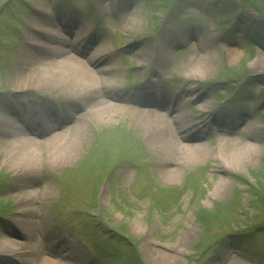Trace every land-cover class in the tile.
I'll list each match as a JSON object with an SVG mask.
<instances>
[{
  "label": "rangeland",
  "instance_id": "rangeland-1",
  "mask_svg": "<svg viewBox=\"0 0 264 264\" xmlns=\"http://www.w3.org/2000/svg\"><path fill=\"white\" fill-rule=\"evenodd\" d=\"M40 7L48 16L37 15ZM39 24L53 32L65 26L59 30L67 43L42 37L33 58L24 42L39 39ZM92 34L97 40L84 60L102 80L90 85L107 94L96 103L119 110L99 117L96 103L72 108L78 87L20 92L51 100L53 120L70 109L66 125L82 130L70 158L46 146L29 157L30 181L14 163L17 148L14 154L8 146L25 135L0 132V232L19 241L6 255L11 264H264V0H0V102H19L11 83L17 60L37 65L50 45L73 53ZM101 48L109 55L97 60ZM190 56L194 63L180 67ZM206 57L213 61L198 62ZM155 92L162 104L142 102ZM137 106L161 107L173 127L202 131L181 142L204 145V156L186 158L185 147L172 163L132 112ZM243 112L231 131L256 130L254 138L234 137L256 148L249 157L224 150L205 126L216 116L229 124Z\"/></svg>",
  "mask_w": 264,
  "mask_h": 264
},
{
  "label": "bare ground",
  "instance_id": "bare-ground-1",
  "mask_svg": "<svg viewBox=\"0 0 264 264\" xmlns=\"http://www.w3.org/2000/svg\"><path fill=\"white\" fill-rule=\"evenodd\" d=\"M36 13L41 18L48 16L47 11L42 7L38 8ZM55 27L56 30L53 32L47 26L41 24L35 26L33 31L36 34L38 33L39 39L37 40L36 38L31 41L28 40L24 42L26 47L28 46V48L33 50V53L30 54V56L35 58V49L43 47L40 42L43 39L42 37L49 38L54 42L62 43L66 41L59 30L61 27L64 29L65 26L59 27V25H55ZM70 28L72 30V26ZM95 40H97V37L93 34L90 35L84 46L73 49V53H70L72 52V49L71 51H67L68 48L66 50L60 45L44 46L46 56L38 59L37 65H30L27 68L24 67L26 62L21 61V58L16 61L17 68L11 83L13 88L19 91V93L15 94L17 97L13 100H18L19 102H17L16 105L8 104L10 106L6 104L7 99H3L0 102V132H12L13 135H25L17 141L11 140L8 142V146H10L12 151H14L12 153L15 154L16 150L14 149L17 148V155L14 156L13 160L15 165H18L19 168L21 167L20 172L23 180L30 181L34 177L31 174L34 171L32 170V167L26 168L24 164V162H27L29 157L30 159H34L39 154H43L44 151L42 147L46 146L58 149L56 151L63 153L64 158H70L76 150L78 142L81 140L82 130L78 125H66L65 118H73V111L70 109L63 108L61 114H59L60 116L55 117V120H53V115H55L56 109L53 107L51 100H47V103L36 102L30 100L28 97L23 98L20 92L25 91V89L29 86L40 90L57 88L59 90L68 89L69 91L78 87L72 92L74 94L73 101L71 100L73 103L72 108L83 105L85 101L90 106L99 101L100 97L105 98L107 94L105 95L103 93L102 95L90 85L91 82H94L95 80H102V76L96 77L91 71L92 67H90V65H88L84 60L91 48V43ZM189 45V43L186 44V46ZM39 53H41V51ZM100 53H106L109 55V52H107L105 48H101L99 51L94 52L97 60L102 56ZM230 58H232L231 62L234 63L238 61L239 55L234 54L231 55ZM194 60L195 59L190 56L181 64L180 67H187L188 65L194 63ZM211 61H213V59L206 57L204 60L200 59L198 62L206 64ZM257 61L258 63L263 62L260 57ZM115 70H117V67H112L111 69L108 68L106 70L104 69L102 71L109 72ZM0 93H4V90H0ZM162 98H164L163 94L160 95L159 92H155L154 97L152 96L151 99L142 97V102H153L157 100V102L162 104V100H164ZM17 106H23L24 108L27 107L26 111L19 112ZM157 108L158 109H149L143 106L132 107L133 113L138 112L141 125L148 132V136L150 138L152 137L157 144L160 143L159 146H156V149H161V151L169 157V160L172 163L178 160L180 153L179 149L182 150L185 147L191 148L185 155L186 158L197 159L204 156V153L206 152L204 150V145L192 146L188 143L181 142V140H190L193 137H201L203 132L194 130L195 127L192 125H188L187 127H173L170 124V119L164 116V114L167 115L168 113L166 111L163 112L160 109L161 107ZM92 109L93 113L99 117H107L113 110H119L118 104L106 103V105H101L99 102L94 104ZM169 109L173 110V107L171 108V105H169ZM25 114L36 117L37 123L25 122V120H23ZM243 115L246 116L247 112L241 113L237 116V118H231L229 124L216 116L212 118L210 122L206 123L205 126H208V130L210 132L215 133L221 146L224 147V150L226 149V151H231L230 153H236L235 151L241 150L244 151L241 155H244L245 153V157L246 155L249 157L253 153H256V148L254 146L240 147L238 140H234V137L245 136L247 138H254L256 136V130L245 128V126L242 125L239 129L231 131V126H238L237 122L243 119ZM171 120L175 123L176 121L181 122L183 120L186 121L187 119L186 115L182 113L176 115V121L173 120V118ZM185 131H193V133L191 135H187L185 134ZM12 134L10 133V135ZM173 150H175V152H173ZM172 177L174 178V173H172ZM18 242L19 241L16 240V238L14 239L10 233L0 232V253L2 254L0 264H11L10 257H7L6 255H9L18 247ZM168 250H170V255L172 256H175L179 252L176 247L168 248Z\"/></svg>",
  "mask_w": 264,
  "mask_h": 264
},
{
  "label": "trees",
  "instance_id": "trees-1",
  "mask_svg": "<svg viewBox=\"0 0 264 264\" xmlns=\"http://www.w3.org/2000/svg\"><path fill=\"white\" fill-rule=\"evenodd\" d=\"M203 224H204V226H206V229L208 230V229H210V222L207 220V218L205 219L204 218V220H203ZM208 226V227H207ZM110 237H115L113 234H111L110 235ZM97 253H101V252H97Z\"/></svg>",
  "mask_w": 264,
  "mask_h": 264
}]
</instances>
